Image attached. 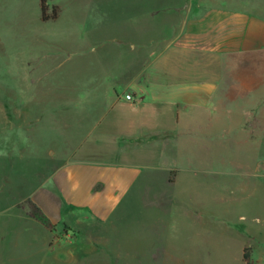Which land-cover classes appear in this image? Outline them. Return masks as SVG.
<instances>
[{"label":"crops","instance_id":"1","mask_svg":"<svg viewBox=\"0 0 264 264\" xmlns=\"http://www.w3.org/2000/svg\"><path fill=\"white\" fill-rule=\"evenodd\" d=\"M128 1L120 37L128 44L103 47L99 60L124 70L101 75L86 91L80 124L68 128L80 129L78 138L65 140L61 162L25 198L76 240L63 250L65 262L116 264L110 230L149 188L158 201L157 191L176 184L183 141L187 152L210 155L213 130L264 126V0ZM126 93L137 101H124ZM8 238L3 248L0 235V264L63 262L50 261L51 238L34 245L23 220Z\"/></svg>","mask_w":264,"mask_h":264},{"label":"rangeland","instance_id":"2","mask_svg":"<svg viewBox=\"0 0 264 264\" xmlns=\"http://www.w3.org/2000/svg\"><path fill=\"white\" fill-rule=\"evenodd\" d=\"M46 5L49 13L58 7L57 19L41 20L40 0H0V235L7 248L23 220L37 248L51 238V262L74 264L63 254L76 243L64 235L66 226L47 229L53 236L42 224L24 222L25 198L61 162L65 140L78 138L81 130L68 128L80 124L86 91L98 87L101 75L124 70L99 60L103 47L128 44L120 37L128 30L129 1ZM236 123L213 130L210 155L187 152L183 141L176 184L157 191L160 202L149 188L110 230L117 253L108 254L116 264H264V126Z\"/></svg>","mask_w":264,"mask_h":264},{"label":"trees","instance_id":"3","mask_svg":"<svg viewBox=\"0 0 264 264\" xmlns=\"http://www.w3.org/2000/svg\"><path fill=\"white\" fill-rule=\"evenodd\" d=\"M47 0H40V9H41V20L42 21H48V20H55L58 17V7L53 6L51 12H48V6L46 5ZM25 207H26V214L34 219L35 221L42 224L47 229H51V224L48 222V220L44 217L42 212L39 210L37 206H35L30 200L25 201ZM243 261L245 263L248 262V255L246 253L243 254Z\"/></svg>","mask_w":264,"mask_h":264},{"label":"built area","instance_id":"4","mask_svg":"<svg viewBox=\"0 0 264 264\" xmlns=\"http://www.w3.org/2000/svg\"><path fill=\"white\" fill-rule=\"evenodd\" d=\"M123 100L129 103H135L137 101L131 93L124 94Z\"/></svg>","mask_w":264,"mask_h":264}]
</instances>
